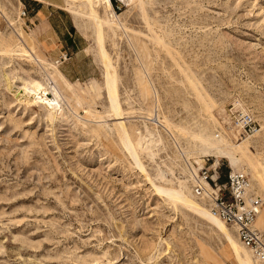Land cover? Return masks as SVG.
Wrapping results in <instances>:
<instances>
[{
  "label": "rangeland",
  "instance_id": "1",
  "mask_svg": "<svg viewBox=\"0 0 264 264\" xmlns=\"http://www.w3.org/2000/svg\"><path fill=\"white\" fill-rule=\"evenodd\" d=\"M110 3L112 24L102 29L127 113L122 122L133 136L147 127L161 137L157 165L139 153L149 180L120 143L91 30L86 37L76 29L64 0L63 23L84 39L80 79L55 65L57 115L13 98L9 84H45L58 60L48 28L40 25L39 38L20 16V0H0V264H236L222 236L152 182L159 169L164 181L192 192L191 177L207 157L196 154L202 147L193 135L221 144L229 123L222 111L235 101L256 126L252 161L264 165V0ZM96 12L104 20L102 6ZM241 112H232L234 143L247 140L235 126ZM219 162L225 174L229 163ZM254 193L264 215V193Z\"/></svg>",
  "mask_w": 264,
  "mask_h": 264
},
{
  "label": "bare ground",
  "instance_id": "2",
  "mask_svg": "<svg viewBox=\"0 0 264 264\" xmlns=\"http://www.w3.org/2000/svg\"><path fill=\"white\" fill-rule=\"evenodd\" d=\"M64 2L66 10L74 20L76 29L86 37H90L88 36L87 31L89 29L91 30V37L93 40L92 42H94V46L96 47V51L95 49L93 51L96 52L98 61L102 65L103 70V87L106 93L107 100V117L109 119L118 121L117 131L120 143L128 154L133 165L138 168L145 177L149 179L148 174L146 173L139 159V153L143 152L151 163L153 162L157 165L155 159L158 156L159 147L163 148V144L161 137L159 135L152 134L147 127H144L145 130L143 133H138L137 136H133V132L131 134L125 126V123L122 122L127 113H125V111L122 109L120 103L117 87V75L104 48V33L102 29L103 26L112 24L109 18L114 17L112 14L113 11L111 12L110 0H64ZM75 2L80 3L79 8L73 5ZM101 6L105 14L104 20L100 19L99 15L96 12V8ZM84 18L87 19L88 22H85ZM34 61H37V64H39L40 66L39 60L35 59ZM58 64L59 61H56L54 65H52L53 71L46 73L47 82L45 84L40 82L39 80L24 82L21 87H15L9 84L8 89L12 93L13 98L16 101L27 99L28 101L26 105H43L50 110L51 114H59L60 106L58 104L57 97L61 98V96L59 94L60 92L55 86V84H57V79L61 77V74L55 67V65ZM50 96H53V99H49ZM229 107L230 109H225L222 111V115L229 120L228 127L224 129V140H222L221 144H219L214 141L209 142L203 140L200 137L193 135V138L202 147V149L198 150L196 154L207 156L206 158H211L213 160L211 168H215L220 163L219 159H225L229 163V169L233 170L239 167V171L243 172L244 174H247L249 171L256 182V186L252 185L251 190L253 189L255 191L257 188L264 193V165L258 162L257 164L253 163L251 157L252 153L248 143L249 138H246L247 140L236 141L235 143L232 142L233 139H236L237 135H235L236 130L234 131L233 123H231L233 115L232 112L237 108H240L242 110L241 113L245 114L246 111L244 110V107H242V105L237 101L233 102L231 105H229ZM235 126L238 127V130L240 132L239 126ZM215 138L217 139L219 138V136H216ZM214 159H216L217 161ZM200 165L201 166L198 169L196 175H194V177H191L192 184H195L197 182L198 172L203 166L202 164ZM163 177L164 173L159 169L154 174V180L159 183L155 184L154 182H152V186L158 194L164 196L165 199H167L171 204L183 207L188 212L201 218L204 222L211 226L225 240L226 246L229 249L230 254L232 255L236 264H256L250 251L246 249L239 242V240L237 241L238 238L236 239L230 234L228 226L217 216H215L211 212V210L207 209L204 205L198 202V198L193 195V190L192 194L190 188L183 182L179 181L176 184L170 183L167 180L164 181ZM253 190L252 192H254ZM256 226L264 230L263 214H258Z\"/></svg>",
  "mask_w": 264,
  "mask_h": 264
},
{
  "label": "built area",
  "instance_id": "3",
  "mask_svg": "<svg viewBox=\"0 0 264 264\" xmlns=\"http://www.w3.org/2000/svg\"><path fill=\"white\" fill-rule=\"evenodd\" d=\"M20 16H26L22 10ZM62 56L59 64L67 60ZM241 138H250L256 126L248 114L240 113L235 118ZM197 182L192 184L194 195L208 203L211 212L232 229L239 242L250 251L256 264H264V232L255 227L262 208V199L251 190V182L241 171L229 169L222 174L220 165L211 168L209 158L203 161ZM222 178L224 179L221 182Z\"/></svg>",
  "mask_w": 264,
  "mask_h": 264
},
{
  "label": "crops",
  "instance_id": "4",
  "mask_svg": "<svg viewBox=\"0 0 264 264\" xmlns=\"http://www.w3.org/2000/svg\"><path fill=\"white\" fill-rule=\"evenodd\" d=\"M20 5L26 12L23 20L28 29H35L40 38V25L48 28L53 45L50 49L51 57L59 60L64 55L69 56L68 61L59 65L62 74L68 80L80 79L81 75L75 73L79 72V68L87 59L84 47L79 46V39H84L73 32V27L69 28L63 23L60 0H20Z\"/></svg>",
  "mask_w": 264,
  "mask_h": 264
},
{
  "label": "trees",
  "instance_id": "5",
  "mask_svg": "<svg viewBox=\"0 0 264 264\" xmlns=\"http://www.w3.org/2000/svg\"><path fill=\"white\" fill-rule=\"evenodd\" d=\"M223 181H224V179L222 178L221 182H223Z\"/></svg>",
  "mask_w": 264,
  "mask_h": 264
}]
</instances>
